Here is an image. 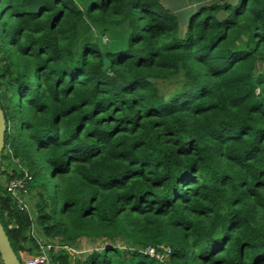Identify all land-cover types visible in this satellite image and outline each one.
Returning <instances> with one entry per match:
<instances>
[{"label": "trees", "instance_id": "1", "mask_svg": "<svg viewBox=\"0 0 264 264\" xmlns=\"http://www.w3.org/2000/svg\"><path fill=\"white\" fill-rule=\"evenodd\" d=\"M0 106L22 264H264V0H0Z\"/></svg>", "mask_w": 264, "mask_h": 264}, {"label": "built area", "instance_id": "2", "mask_svg": "<svg viewBox=\"0 0 264 264\" xmlns=\"http://www.w3.org/2000/svg\"><path fill=\"white\" fill-rule=\"evenodd\" d=\"M31 180V176L27 173L24 174L23 177L15 178L11 180L7 185V190L10 192L17 200L18 206L20 210H29L28 204L26 202V197L29 193V182ZM42 253L36 256L28 257L24 260V264H48L50 258L48 256V251L53 250L54 254L59 250H73L67 246H55L52 244H46L45 246L41 245ZM144 253L150 255L151 257H156L157 259H165L166 255L158 254L152 248H147L143 251Z\"/></svg>", "mask_w": 264, "mask_h": 264}, {"label": "rangeland", "instance_id": "3", "mask_svg": "<svg viewBox=\"0 0 264 264\" xmlns=\"http://www.w3.org/2000/svg\"><path fill=\"white\" fill-rule=\"evenodd\" d=\"M164 5H166L169 8L172 9H183L185 7L192 9L196 6V4H203V3H209L212 0H162ZM80 9H82V6H79ZM5 176H1V183L5 182ZM28 200V196L26 197ZM29 203V202H28ZM110 246H117L121 249H124L127 245L118 241L109 242L104 240H93V239H87L83 238L78 242V246L74 248L73 250H70L72 254L76 256V259H84L87 255L92 253L93 251L100 252L103 248ZM26 256V255H25ZM164 259L163 261H165Z\"/></svg>", "mask_w": 264, "mask_h": 264}, {"label": "water", "instance_id": "4", "mask_svg": "<svg viewBox=\"0 0 264 264\" xmlns=\"http://www.w3.org/2000/svg\"><path fill=\"white\" fill-rule=\"evenodd\" d=\"M105 67L108 66L109 62L107 60L104 61ZM5 131H6V123L4 111L0 106V160L1 155L5 147ZM0 258L3 264H22L20 259L17 257L14 252L8 235L0 221Z\"/></svg>", "mask_w": 264, "mask_h": 264}, {"label": "crops", "instance_id": "5", "mask_svg": "<svg viewBox=\"0 0 264 264\" xmlns=\"http://www.w3.org/2000/svg\"><path fill=\"white\" fill-rule=\"evenodd\" d=\"M36 233H37V230H36ZM38 234V233H37ZM52 245H54V244H52ZM55 246H59V245H55ZM60 251V250H59ZM54 252V251H53ZM58 252V251H57ZM26 255V256H25ZM28 257H31V256H29L28 254H26V253H24L23 254V259L25 260V259H27Z\"/></svg>", "mask_w": 264, "mask_h": 264}]
</instances>
